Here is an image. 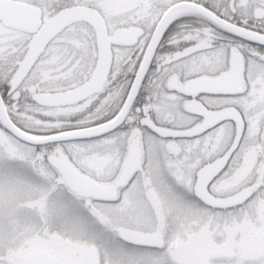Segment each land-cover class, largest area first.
Masks as SVG:
<instances>
[{
  "label": "snow or ice",
  "instance_id": "obj_1",
  "mask_svg": "<svg viewBox=\"0 0 264 264\" xmlns=\"http://www.w3.org/2000/svg\"><path fill=\"white\" fill-rule=\"evenodd\" d=\"M0 264H264V0H0Z\"/></svg>",
  "mask_w": 264,
  "mask_h": 264
}]
</instances>
